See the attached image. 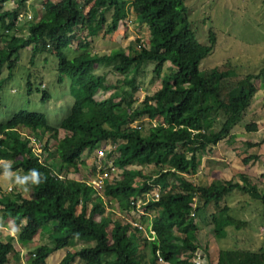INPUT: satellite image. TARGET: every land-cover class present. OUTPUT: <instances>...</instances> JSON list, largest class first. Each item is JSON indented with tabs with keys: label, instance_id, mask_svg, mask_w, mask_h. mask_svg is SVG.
Masks as SVG:
<instances>
[{
	"label": "trees",
	"instance_id": "trees-1",
	"mask_svg": "<svg viewBox=\"0 0 264 264\" xmlns=\"http://www.w3.org/2000/svg\"><path fill=\"white\" fill-rule=\"evenodd\" d=\"M28 1L0 0V41L5 42L0 68L7 64L13 70L15 55L29 47H32L31 63L37 54L51 52L58 61V83L68 79L75 100L70 115L58 128L49 126L44 114L30 112L18 113L0 124L3 137L0 157L13 160L10 166L3 164L0 172L20 169L30 176L29 186L34 191L33 199H12L2 194L3 217L21 225L20 242L31 241L44 225L57 223L51 234L56 245L36 249L31 264H47L54 252L76 241L86 244L78 251L67 252L59 264H73L77 259L82 264H166L172 261L173 264H196L195 256L201 247L194 241L196 232L192 227L200 213L212 204L220 207L233 192L250 194L264 206V196L247 176L242 177L245 185L233 179L218 186H199L185 178V175L198 173L200 153L210 152L227 140L232 127L243 119L256 93L254 82L264 74V69L243 76L229 89L227 83L239 78L231 62L202 74L200 64L214 51L217 38L211 29L210 45L200 44L190 28L188 9L179 0H93L88 8L77 0H41L43 15L37 21L24 23L27 34H17L15 31L22 25L19 17H25ZM8 2L16 3V7L2 12V5ZM130 14L147 26L148 44L138 41L136 48L120 49L110 55L88 50L93 39L100 34L113 35ZM78 31H84L85 35L81 36ZM76 40L77 50L82 53L71 58L66 51L70 52ZM167 63L173 71L163 75ZM96 65L113 66L110 76L87 72ZM149 65L161 81V88L134 107L129 98L139 90L136 75ZM117 77L123 79L115 84L112 78ZM32 88L29 81L28 90L32 92ZM109 89H114L111 103L98 105L97 93ZM37 91L42 94L43 102L51 98L46 90L37 88ZM160 117L163 126L153 123ZM142 118L149 120L148 126H133ZM22 128L31 129L40 141L49 135L58 143L52 162H40L32 155L29 140L18 132ZM107 141L118 142L115 153L119 156L112 161L113 167L121 170L122 178L106 185L104 195L109 204L104 206L96 189L68 175L78 172V163L86 151H95ZM263 144L264 140L248 143L247 151ZM47 147L48 143L45 151ZM246 155L242 159L244 165H255L260 160L259 155ZM139 161L153 163L158 172L153 178H143L145 181L137 186L138 176L143 175L129 166ZM55 173L62 174L63 178L59 179ZM262 176L264 178V174ZM169 178L177 182V186L161 187L159 200L142 205L145 214L140 219L147 222L143 230L132 223L126 225L108 213L114 201L119 202L123 211H137L131 198H139L163 182L167 185ZM45 196L51 198L49 205L40 202ZM197 200L204 202L202 207L195 206ZM229 209L225 206L211 215L217 237L223 236L226 228L245 225L232 218ZM150 213L154 216L148 218ZM144 246L149 250L148 260L142 253ZM12 253H15L12 244L0 243V264H5ZM182 254L187 255L181 259ZM261 257L264 264V250ZM159 258L163 262H159Z\"/></svg>",
	"mask_w": 264,
	"mask_h": 264
},
{
	"label": "rangeland",
	"instance_id": "rangeland-1",
	"mask_svg": "<svg viewBox=\"0 0 264 264\" xmlns=\"http://www.w3.org/2000/svg\"><path fill=\"white\" fill-rule=\"evenodd\" d=\"M188 9V19L190 22V28L194 32L197 41L202 45H210L209 31L212 29L216 35L217 42L214 51L202 60L200 64V72L206 74L215 67H219L226 62H231L233 66L237 68V74L239 76L232 78L227 83V88H231L235 83L248 74L259 73L264 69V0H179ZM77 2L88 8L94 3L93 0H77ZM16 7V3L8 2L3 5L1 9L3 11H9ZM130 8V5H129ZM25 19L20 21L22 25L18 26L17 34H27L25 22L28 20L29 15L32 16V21H37L43 15L42 1L41 0H29L26 5ZM25 23V24H24ZM0 26V33H1ZM81 36L85 35V32L78 31ZM150 40V33L146 25L140 23L138 18L134 14H130L129 18L120 23L118 30L113 34L103 37L100 34L93 39L90 43L88 50L99 55H110L113 51L125 50L129 48H136L138 41H142L144 44H148ZM5 42L0 41V54L4 52ZM78 40H76L70 47V52L66 51L67 55L71 58L78 56L82 51L77 50ZM32 47L25 50H21L18 55L13 58L16 62L13 70L8 69L9 65H4L0 69V124L6 123L11 120L17 113L30 112L44 114L47 118L49 126L58 128L62 121L67 118L73 108L75 100L71 94V84L68 79L62 84L58 83V61L52 55L51 52L45 51L37 54L36 59L32 61ZM113 66H92L87 72H96L101 75L106 74L110 76V71ZM173 71L171 64L167 63L163 75L170 74ZM11 75V77H10ZM242 75V76H241ZM123 79V77L112 78L113 83ZM137 85L139 87L138 92L129 98L134 107H138L144 101L147 96L153 95V93L161 88V81L153 74V67L151 65L146 66L143 70L136 75ZM29 81L32 83V92L28 90ZM121 85V84H119ZM259 89L261 90L257 94L256 100H263L262 91L264 87L259 83ZM37 88L46 90L51 98L46 102L41 100L42 94L37 91ZM114 89L107 91H99L95 96L98 105H108L111 103L110 96ZM149 120L142 118L139 119L133 126H148ZM156 125L163 126L164 121L160 117L154 122ZM27 135H33L28 129L20 130ZM235 138V136H234ZM227 139L221 141L217 147L213 148L210 152H202L199 155V169L198 175H185V178L192 181L199 186H209L212 184L221 185L224 182L237 179L242 185H245L243 181V174L240 172L248 173L250 169L251 176L253 177L251 182L255 185L262 195L264 196V178L262 173L264 172L263 164H256L249 169L242 164V159L247 154L258 153L259 157H264V148H252L248 149L246 142L237 141L235 139ZM232 140L233 144L228 142ZM237 141V142H236ZM42 144L48 143L47 152L43 154V157L52 162V159L56 157L57 142L50 139L49 135L43 137L40 141ZM123 142H119V145ZM246 143V144H245ZM118 142H102L95 151L88 152L82 156L86 162V159H91L90 167H86L85 164L79 165L78 174L72 173L68 178L77 181H89L97 176L98 170V151H107L109 159L112 161L119 156L117 152ZM235 147L234 152L231 150ZM261 151L259 152V150ZM114 154H111L112 152ZM87 152V151H86ZM81 158V159H82ZM97 161V162H96ZM264 161V160H263ZM79 164V163H78ZM221 165V166H219ZM260 165V166H258ZM255 166V167H254ZM262 167V169H261ZM129 169L140 171L143 177L140 175L136 180L137 186H140L145 180L143 178H153L158 172V168L148 161H139L129 166ZM203 169V170H201ZM218 170V172H216ZM201 171V173H200ZM223 171V172H222ZM25 179V173L20 172ZM216 173V174H215ZM12 176L10 173H6L0 176V185L6 187L9 178ZM19 178V176H18ZM22 177H20L21 179ZM121 170L113 168L110 173V181L108 184H113L114 181L121 179ZM3 179V181H2ZM165 183V182H163ZM160 184L157 187L168 186V189L173 186H177L172 178L168 179V183ZM99 196L103 200V205L106 206L104 189L98 191ZM2 199V196L0 195ZM119 202H112L113 208L108 210V213L112 214L114 219L122 220L126 225L139 223L142 226H146L147 222H143L140 217L139 210H130L129 212L121 209ZM204 202L198 200L195 206L202 207ZM228 206L229 215L236 221L245 223L240 225L239 228L230 227L226 228L224 235L216 236L214 231V225L212 224L211 215L214 212L220 211L223 207ZM90 210V209H89ZM133 212V215L128 214ZM150 215V217H149ZM154 216V213L147 214L148 218ZM99 219V216H96ZM149 220V219H148ZM195 229L196 235H194L195 243H198L201 249H205L209 246L211 251V259H218V255L221 257V264H262L261 251L264 250V206L259 199L253 198L250 194L243 192H233L226 197V199L220 204V207L210 205L205 212L199 214V219L196 221L192 230ZM85 246V242L77 241ZM200 249V250H201ZM143 254L149 255V250L145 246L143 247ZM198 251L197 254L200 260H195L196 263L203 264L205 256L204 252ZM196 254V256H197ZM60 252L55 254L50 259V264H58ZM195 256V257H196ZM227 256V257H226ZM240 256V257H239ZM186 257V256H184ZM232 258L229 261L225 259ZM183 259L182 257H180ZM197 258V257H196ZM210 258V257H209ZM208 258V259H209ZM107 259V258H106ZM58 260V261H57ZM224 261V263H223ZM219 263V261H217ZM174 261L166 263L173 264ZM206 264V262H205ZM211 264V263H210Z\"/></svg>",
	"mask_w": 264,
	"mask_h": 264
},
{
	"label": "crops",
	"instance_id": "crops-1",
	"mask_svg": "<svg viewBox=\"0 0 264 264\" xmlns=\"http://www.w3.org/2000/svg\"><path fill=\"white\" fill-rule=\"evenodd\" d=\"M15 33H17V32L15 31ZM259 83H261L264 87V74H262V76L254 82V86L256 87V93L254 94V97L251 101L250 106L246 109L243 119L240 122L236 123L232 127L228 140L231 138H234V136H235V138H234V141H235V139L238 138V135H239V140H237V141H244L247 144L248 143H260L261 141L264 140V90L262 91L263 100H260V101L256 100L257 94H259V92L261 91L258 87ZM249 127L251 128V130H249ZM234 141L232 140V142L229 141L228 143L233 144ZM261 146H262L261 149H263L264 144ZM261 149L259 150V152L261 151ZM231 150L234 152L235 147L232 148ZM87 153L88 152H85L83 154V156H85ZM251 154H255V153H251ZM258 154H260V153H258ZM81 160H84V159L82 158ZM81 160L79 161L78 167L82 163L85 164L86 167H90V162H91L90 160L91 159H86L85 163L82 162L80 164ZM263 160H264V157H260V160L256 164H260V165H261V163L263 164V162H264ZM12 163H13V160H11L10 158L0 157V167L3 166V164H4V166H10ZM260 165H258V166H260ZM219 166H221V165H219ZM252 166L253 165H245V167H247L248 169ZM261 169H262V167H261ZM201 170H203V169H201ZM251 170L252 169H250V171ZM250 171H248V173H244V172H240V173H241V175L243 174L244 176H247L250 180H252L253 177L251 176ZM20 172H21L20 169L17 171H14V172H5V173L0 172V176L3 174H6V173L12 174V176L9 178V181L6 184V187L3 188L0 185V189L2 190V193L0 192L1 196H2V194H4V195H6L12 199H15L17 197H23V198H28V199L34 198V191L29 186L30 176L25 173L26 177H25V179H23V176H21L22 174ZM216 172H218V170ZM200 173H201V171H200ZM198 174H196V175H198ZM263 174H264V172L262 173V175ZM71 175L72 174L70 173L68 176L70 177ZM80 175H81L80 173L79 174L77 173L75 176H80ZM18 176H19V178H18ZM20 177H22V178L20 179ZM0 181H1V179H0ZM2 181H3V179H2ZM252 183L254 184V182H252ZM2 198H3V196H2ZM0 200H1V198H0ZM40 202L44 205H49L51 202V198L49 196H45L40 200ZM128 214H131V216H132L133 212H130ZM149 217H150V215H149ZM56 226H57L56 222H54V221L50 222V223L44 225L31 241L20 242L18 240V233H19L21 225H16L12 218H6L5 219L3 217V214L1 212V207H0V243H10L13 245V247L15 249V253H12V254L7 256L5 264H31L32 260H33V253L36 249H38L41 246H48L50 248H53L56 245V242L51 238V234L53 233L54 228ZM193 230H195V229H193ZM83 246L84 245H82L81 243H78L76 241L74 244H72V245H70V246H68L62 250L54 252L47 259V264H50V259L55 254L60 252V255H59L60 257L58 259H59V262H61L63 260V258L66 256L67 252L78 251ZM206 248H207V252H205V249L200 250V251H202V253L204 252L203 254L205 256L204 260L201 259L203 261V264H205V262H206V264H210V263L211 264H221L222 263L221 257H224V256L219 254L218 259L213 260V262H212L210 248H209V246H207ZM186 255L187 254H182V255H180V257L185 258L184 256H186ZM148 256L145 257V260L149 259ZM196 257H195V260H198L200 258L198 256V254ZM226 257H225L226 261L228 260L230 263V260L232 258L227 259ZM217 261H219V263ZM223 263H224V261H223ZM57 264H58V262H57ZM73 264H82V263L79 261V259H77Z\"/></svg>",
	"mask_w": 264,
	"mask_h": 264
},
{
	"label": "built area",
	"instance_id": "built-area-1",
	"mask_svg": "<svg viewBox=\"0 0 264 264\" xmlns=\"http://www.w3.org/2000/svg\"><path fill=\"white\" fill-rule=\"evenodd\" d=\"M24 19L23 16L19 17V21H22ZM32 145H33V152L40 158L41 155H39L42 152V147L39 145L35 139H32ZM97 162V161H96ZM96 167L98 170L97 176L90 179L89 181H83L86 182L90 187L96 189L97 191H103L105 189L106 185L110 181V173L113 170V161H111L108 157L107 151L99 150L98 151V165L96 163ZM55 175L59 178L62 179L63 175L55 173ZM53 175V176H55ZM109 180V181H108ZM160 198V187H155L153 191L148 192L146 194H142L139 196V198H131V202L133 205H136L137 209L140 211V214L143 216L144 210L141 208L142 205L157 201ZM137 202V204H136ZM141 216V217H142ZM140 217V218H141ZM135 226L138 227L139 229L143 230L144 226H142L139 223H135ZM152 235H154V232H151ZM200 260V258L198 259ZM159 262H163V259L159 258ZM196 264H201V263H196Z\"/></svg>",
	"mask_w": 264,
	"mask_h": 264
},
{
	"label": "clouds",
	"instance_id": "clouds-1",
	"mask_svg": "<svg viewBox=\"0 0 264 264\" xmlns=\"http://www.w3.org/2000/svg\"><path fill=\"white\" fill-rule=\"evenodd\" d=\"M2 8H3V5H2ZM24 19H25V17H24ZM28 20H32V16L31 15H29V17H28ZM23 21V20H22ZM2 68H4V67H2ZM2 68H0V69H2ZM9 69V68H8ZM18 114V113H17ZM23 129H29V128H22V129H20V130H23ZM20 130H18V132L22 135V137H24V138H26L27 140H29V144H28V146H29V148H30V150H31V153H32V155H34V156H36L38 159H39V161L40 162H46L47 160L43 157V154L46 152L45 150H44V147H45V143L44 144H42L41 142H40V140L38 139V138H36V136L34 135V137L32 136V135H27V134H25V133H22ZM30 131H31V129H29ZM32 132V131H31ZM3 137L0 135V139H2ZM32 139H35V141L39 144V145H41V147H42V152L39 154V155H41V158L42 159H40L34 152H33V145H32ZM34 175H35V171H34V173H33Z\"/></svg>",
	"mask_w": 264,
	"mask_h": 264
}]
</instances>
